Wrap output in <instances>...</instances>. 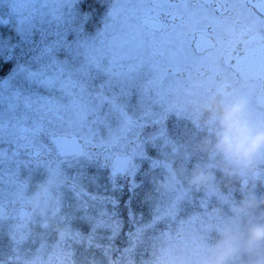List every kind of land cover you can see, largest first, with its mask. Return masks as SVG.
<instances>
[{
  "label": "rangeland",
  "instance_id": "rangeland-1",
  "mask_svg": "<svg viewBox=\"0 0 264 264\" xmlns=\"http://www.w3.org/2000/svg\"><path fill=\"white\" fill-rule=\"evenodd\" d=\"M113 5L109 2L98 11L92 0H17L7 8L0 0V68L4 63H13L12 71L0 80V156L2 147L10 145V141H15L17 147L25 146L18 140V128L17 132L12 128L15 124L26 125L39 135L46 129L60 131L79 126L85 137L125 144V119L131 106L127 96L129 75L126 69L120 74L110 72L107 59L97 57L103 55L102 44L109 43L104 38L111 31V39L123 44V49H135L138 37L129 32L130 28L120 27V16L111 23ZM113 31H121L123 36H113ZM128 62L131 57L120 61L125 67ZM134 101L132 113L136 114L141 105L137 99ZM157 114L155 110L149 117ZM152 135L156 132H145L142 139L152 156L135 163L133 190L127 195L125 188L121 193L125 208L117 204L112 211L101 210L94 203L83 207L66 200L60 209L52 208L54 185L45 164L23 157L0 167L4 180L9 174L13 177L17 167V186L13 181L1 185L0 200L14 199L16 189L17 198L36 200L38 205L30 219L38 240L46 241V236L54 235L49 248H45L46 243L37 245L39 257L49 255L52 248L68 250L71 246L73 254L66 264H114L103 248L115 244L107 237H114L121 222L132 228L130 218L125 219L132 211L127 206L129 200L135 203L136 216L143 215L160 225H148L141 233L134 229L133 235L122 243L125 249L120 256L128 252L127 258L125 261L116 258L115 264L201 263L202 256L208 258L210 249L220 239L221 230L237 220L236 210L252 199L257 203L264 200L263 190H252L245 182L238 186L229 184L234 176L222 171L215 158L210 163L193 155L185 163L172 164L159 158V138ZM193 158L195 161L191 163ZM198 170L213 177L207 189L204 184L194 185L193 177L189 179ZM170 171L177 174V180L170 178ZM184 177L189 182L179 190L182 197L178 201L177 184L179 180L188 181ZM91 181L93 188L98 181L97 178ZM166 183L173 184L174 189L170 190ZM71 198L69 195L68 199ZM261 211L254 209L250 216L257 218ZM99 216L107 220L100 227L102 248H97L99 244L96 246L95 241L80 242L85 234L93 240ZM4 230L5 236H9L11 228L5 226ZM56 235L67 242H58ZM5 246L6 252H17L11 249V244ZM22 251L27 253L21 256V264L34 261L33 251L25 245ZM249 260L244 254L236 258L235 264H247Z\"/></svg>",
  "mask_w": 264,
  "mask_h": 264
},
{
  "label": "flooded vegetation",
  "instance_id": "flooded-vegetation-1",
  "mask_svg": "<svg viewBox=\"0 0 264 264\" xmlns=\"http://www.w3.org/2000/svg\"><path fill=\"white\" fill-rule=\"evenodd\" d=\"M109 1L114 3L111 8L114 20L111 23L120 16V27L130 28L129 32L138 37L135 49H123V44L114 42L113 37L111 39V31L104 38L109 43L102 44L103 55L97 57L107 59L110 72L120 74L122 69H126L129 75L127 96L131 106L125 119V144L115 140L98 141L85 137L84 133L67 131L80 136L86 149L81 154L62 156L57 154L47 137V129L39 135L26 126L22 141L25 146L17 150L15 141H10L2 153L4 157L0 159V167H3L17 162L21 152L27 156L33 147L39 148V156L28 161L45 164L50 175H55L54 178L49 177L54 187L48 185L54 193L50 203L52 208L60 209L66 200L83 207L94 203L101 210L112 211L113 206L121 202L122 191L127 188L128 195L133 190L135 163L152 156L150 147L145 146V140H142L145 132H156L151 137L159 138V158L168 160L170 164L185 163L193 155L211 163L214 158L200 147L205 136L206 118L202 106L220 89L241 91L248 96L255 111L264 112V0ZM114 26L109 27L114 29ZM113 32V36H123L121 31ZM130 57L127 67L121 65L120 61ZM134 77L138 79L134 80ZM134 99L141 105L136 114L132 113ZM155 110L158 111L157 116L149 117ZM19 127L17 124L12 126L16 132ZM125 153L129 155V162L124 172L112 173L113 155ZM194 161L195 158L191 163ZM14 169L13 177L9 174L4 180L0 175V186L11 181L17 186V167ZM194 175H189V179ZM232 175L234 177L229 184L238 186L245 182V186L252 190L264 191V159L255 162L250 170ZM208 176L209 180L204 184L206 189L213 182V177ZM177 177L170 171V178ZM91 178L98 181L93 188L90 187ZM184 178L188 180V177ZM188 182L179 180L178 193ZM166 184L170 190L174 189L173 184ZM69 195L71 199H68ZM175 196L180 201L182 194ZM134 204V201L127 202L129 210H132L128 214L131 226L145 232L150 220L143 215L136 216ZM37 205L36 200L17 198V189L14 199L0 200V264H21V256L27 253L22 251L23 245L33 251L34 261L28 264H64L70 259L73 254L71 246L68 250L52 248L46 257L38 256L37 245L46 243L45 248H49L54 235L46 236V241L38 240L30 219ZM20 213H25V216L21 217ZM106 222L99 216L93 240L85 234L80 242L101 243L103 234L100 227ZM5 226L11 228L9 236H5ZM55 237L58 242H67L58 235ZM6 243L17 252H6ZM207 259L202 256V262L196 264H206Z\"/></svg>",
  "mask_w": 264,
  "mask_h": 264
},
{
  "label": "clouds",
  "instance_id": "clouds-1",
  "mask_svg": "<svg viewBox=\"0 0 264 264\" xmlns=\"http://www.w3.org/2000/svg\"><path fill=\"white\" fill-rule=\"evenodd\" d=\"M205 136L202 151L216 159L229 175L250 170L264 159V112L253 109L247 95L237 89H220L202 106ZM208 174L198 170L192 183L205 184ZM261 208L257 218L250 212ZM237 220L226 225L220 239L210 249L206 264H235L247 254V264H264V200L247 201L236 210Z\"/></svg>",
  "mask_w": 264,
  "mask_h": 264
},
{
  "label": "water",
  "instance_id": "water-1",
  "mask_svg": "<svg viewBox=\"0 0 264 264\" xmlns=\"http://www.w3.org/2000/svg\"><path fill=\"white\" fill-rule=\"evenodd\" d=\"M20 131L23 132L24 128H21ZM48 137L53 143L57 153L62 156L81 154L86 149V147L83 145V140L80 137L58 133H49ZM21 139H23V137H21ZM28 155L31 158H37L39 155V150L37 148H33L31 152H28ZM127 164L128 155H114L111 159L112 173L123 172ZM23 211L25 212V209H23ZM25 213H20V216L24 217Z\"/></svg>",
  "mask_w": 264,
  "mask_h": 264
},
{
  "label": "trees",
  "instance_id": "trees-1",
  "mask_svg": "<svg viewBox=\"0 0 264 264\" xmlns=\"http://www.w3.org/2000/svg\"><path fill=\"white\" fill-rule=\"evenodd\" d=\"M2 1L4 2V4L6 5L7 8L9 5H13L17 2V0H2ZM108 1L109 0H92V3L95 4L97 6L98 11H100V10L104 9V7L108 3ZM12 68H13L12 62H7V63L2 64V66L0 68V80L5 78L12 71ZM80 128L81 127H79V126H72L71 129H65V130H70L72 132H79V131H82ZM2 148H4V147H2Z\"/></svg>",
  "mask_w": 264,
  "mask_h": 264
}]
</instances>
